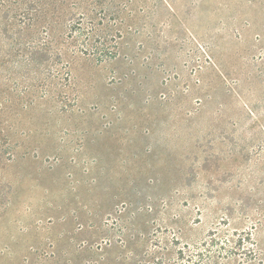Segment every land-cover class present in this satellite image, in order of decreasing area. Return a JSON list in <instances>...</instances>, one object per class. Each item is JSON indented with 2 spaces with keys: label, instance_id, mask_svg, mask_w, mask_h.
I'll return each mask as SVG.
<instances>
[{
  "label": "rangeland",
  "instance_id": "rangeland-1",
  "mask_svg": "<svg viewBox=\"0 0 264 264\" xmlns=\"http://www.w3.org/2000/svg\"><path fill=\"white\" fill-rule=\"evenodd\" d=\"M0 264H264V0H0Z\"/></svg>",
  "mask_w": 264,
  "mask_h": 264
}]
</instances>
